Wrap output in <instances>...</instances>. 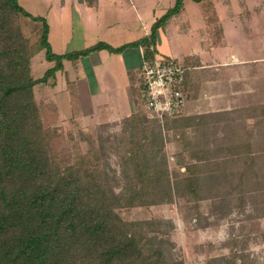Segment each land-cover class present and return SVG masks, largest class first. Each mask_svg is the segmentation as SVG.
Masks as SVG:
<instances>
[{
  "label": "trees",
  "instance_id": "16d2710c",
  "mask_svg": "<svg viewBox=\"0 0 264 264\" xmlns=\"http://www.w3.org/2000/svg\"><path fill=\"white\" fill-rule=\"evenodd\" d=\"M80 1L97 5V0ZM183 2L175 0L150 35L138 42L120 48L99 43L58 56L52 53L44 19L30 16L19 0H0V264H182L164 236L170 223L126 221L120 211L169 204L176 192L223 185H233L231 189L239 195L220 199L222 205L242 208L245 197L240 193L254 186L264 190V143H253V131L237 124L242 120L237 119L238 112L165 116L168 130L189 139L184 148L191 162L173 177L161 120L152 117L145 122L141 117L145 109L142 81L134 93V112L124 118L122 136L114 139L113 146L84 137L77 126L87 149L64 148L59 127L44 121L34 89L63 66L57 63L44 78H34V51L19 17L43 23L41 42L50 61L86 57L102 49L120 53L140 45L146 59L153 60L159 30L180 12ZM257 122L263 123L264 116ZM70 123L77 125L74 119ZM238 129L246 135L239 136ZM194 210L199 213L195 206ZM227 262L222 257L205 264H233Z\"/></svg>",
  "mask_w": 264,
  "mask_h": 264
},
{
  "label": "rangeland",
  "instance_id": "374dc122",
  "mask_svg": "<svg viewBox=\"0 0 264 264\" xmlns=\"http://www.w3.org/2000/svg\"><path fill=\"white\" fill-rule=\"evenodd\" d=\"M129 1L124 0L122 4H117L115 0H101L98 19L102 25L108 22L114 23L115 26L112 30L105 29L107 26L105 28L97 27L94 30H88L87 26L86 31H81L82 28L76 27V30L71 33L73 37L69 38L67 31L63 32L62 36L60 28L57 30L55 28V35L50 37L51 41L48 40L52 53L58 56H63L65 53L64 55L69 56L82 47H91L100 41L110 43L112 48H120L122 47L120 45L136 39L132 30L138 28V34L141 32L142 35L145 30L149 31L158 19H161L174 7L173 0H132V4H129ZM185 1L180 12L170 18H173L174 25H177L178 31L182 33L180 39L172 42L173 53L179 57L181 55L187 57L190 54L193 55V51H202L203 49L200 42L203 33L199 29L201 22L196 20V15L203 14V12L210 15L216 11H223L222 0H204L201 3L203 6L193 0ZM19 4L30 16L44 19L46 24L55 26L53 21L55 22L57 19L56 11L52 10L48 0H19ZM76 14L74 13V15ZM69 18L70 13L68 12L66 19ZM138 18L141 19V23L138 22L137 25ZM122 21L126 24L130 21L129 26L132 30L123 27ZM18 22L34 51L32 73L35 79L44 78L57 63H61L63 69L65 63L67 64L65 72H58L53 77H47V81L40 82L34 89L46 125L59 127L62 132V147L80 148L85 151L88 145L87 141H83L78 134L82 130L84 137L93 138L99 143L104 141L106 147L111 146L115 138L119 139L122 136L124 118L135 109L134 102L129 101L126 90L125 93L122 90L119 91V94L116 93V99L115 94L110 99V96L105 93L100 99L97 96H92L88 100L86 95H78L73 81L78 77L81 82H87L91 93L99 89V82L102 89L116 86L129 87L133 79L141 83V68L129 69L130 71L126 72L123 63H114L113 57H111L118 53L107 49L99 50L102 51L100 56L103 65L98 68H92L88 59L82 62L81 57L50 61L46 57V49L43 48L41 42L43 23L24 16L19 17ZM111 23L109 25H113ZM242 37H244L243 34L238 33L227 38L237 40ZM157 42L163 47L166 45V35L162 31L158 32ZM233 48L238 50L237 46ZM206 54L203 52L201 57L207 59ZM238 54L243 55L241 52ZM79 62H82V67L76 68L80 65ZM231 85L235 87V85ZM63 91L69 92L67 100L55 101L54 98L51 99L53 94ZM103 99L107 100L103 101ZM100 100L103 102H98ZM108 100L121 103L120 115L116 113L118 110L106 111L104 106L98 105L109 104ZM235 105L237 104L235 103ZM182 115L192 116L185 111ZM141 117L145 122L153 119L146 109ZM71 119H74L77 125L70 123ZM240 122L241 120L237 124L241 125ZM161 123L167 165L170 174L175 177L184 172L185 164L191 162L190 156L184 148V144L189 142V139L183 140L168 130L166 120H161ZM69 133H74L71 140L68 139ZM242 134L243 131L239 130V136ZM221 136L222 133L217 138L220 139ZM109 152L111 153V151ZM111 161L114 165L116 164L114 157H111ZM232 187L233 185H223L209 187L194 193L176 192L172 203L150 207H129L121 210L120 215L126 221L164 220V222L170 223L169 227H165L169 233L164 236L172 242L174 258L180 260L182 264H205L211 259L222 257L227 259V263L264 264V190L261 191L258 186H254L251 191L240 193L245 197L244 206L241 205L242 208L237 206L227 208L222 205L223 202L220 199L239 195V192L231 189ZM194 206L199 209V213L194 210Z\"/></svg>",
  "mask_w": 264,
  "mask_h": 264
},
{
  "label": "crops",
  "instance_id": "0c3cea01",
  "mask_svg": "<svg viewBox=\"0 0 264 264\" xmlns=\"http://www.w3.org/2000/svg\"><path fill=\"white\" fill-rule=\"evenodd\" d=\"M48 1L52 10L54 9L56 11L57 17L56 21H53L55 26L52 27V25L49 24V26L47 24L48 40H50L51 36L55 35V28L56 30L60 28L62 36L63 32L67 31L69 33V38H71V36L73 37L71 33L76 30V27L82 28L81 31H86L87 26L88 30H94L97 27L105 28V26H107L105 29L112 30L115 26L114 23L111 22L103 23V25L100 23L98 12L101 6V0H97V5L94 7H90L86 2L80 0ZM123 1L124 0H115L117 4H122ZM173 1L175 4V0ZM184 2L186 3L185 0ZM222 3V12L216 11L214 14L210 15L203 12V14H198L195 17L196 20L201 22L199 29L203 33V38L200 39L203 45L202 51H193V55L190 54L187 57L183 55H181V57L174 55L172 42L180 39L182 33L178 31L177 25H174L172 18L159 30V32L162 31L164 35H166L165 46H167V49L156 41L154 58H174L184 62L185 65L187 64L185 60H189L190 64L186 65L188 68L186 74V88L189 92V99L185 109L186 113H189V115H202L217 112H227L231 114L238 112L241 114L240 118L242 119L240 123L243 124V126H247V131L251 133L250 130H252L254 133L253 143L261 144L264 143V122L258 123L257 118L259 116H264V114L262 115L260 113V111L264 110V0H235L233 2L231 0H222ZM129 4H132V0L129 1ZM68 12L70 13V18L67 20L66 15ZM74 13L77 14L74 15ZM138 22L141 23L140 18H138L137 25ZM109 23L113 25H109ZM122 24H124L123 27H128V30H132L129 26L131 24L130 21H128L127 24L122 21ZM83 27H85V29H83ZM134 27L136 28V26ZM195 31L197 32L198 30ZM132 33L136 39L120 46H126L142 40L150 35L151 29L149 31L145 30L142 35L141 32L138 34V28L137 30H132ZM238 33L243 34L245 38L242 37V39L237 40L227 38L228 36L231 38L233 34ZM99 43L111 46V44L107 42L100 41L97 44ZM97 44L91 47H82L76 52L87 50ZM235 46L238 47V50L233 48ZM141 48L144 50L142 45L127 47L116 56L111 55V57H113L114 63L122 62L126 72L129 69H140L143 60ZM101 52L102 51L99 50L94 51L86 57H81V61L83 62V60L88 59V61L91 62L92 68H98L103 65L100 56ZM203 52L207 53V59L201 57ZM239 52L243 55H239ZM64 54L65 53H63V55ZM81 63L79 62L80 65L76 68H81ZM66 65L65 63L64 69L58 72H65ZM73 82L77 88L78 95L82 96L84 94L88 100H90L92 96H97L100 99L105 93L110 96V99L115 94L116 99V93L119 94L120 90L125 93L126 90V94L131 103L134 102V93L139 85V82L133 79L129 87L116 86L110 87L109 89H102L100 88L99 82V89L91 93L87 82H81L78 77ZM231 84L235 85V87ZM117 87L119 89H115ZM68 94L69 92L67 91L57 92L53 94L51 99L54 98L55 101H65L67 100L66 97L68 98ZM104 100L107 99H103V101ZM103 101L100 100L98 102ZM235 103L237 105H235ZM98 105L104 106L107 109L106 111L118 110L116 113L120 115V102L114 103L110 101L109 104L102 103ZM133 112L134 110H132V113ZM259 131L261 132L259 133ZM243 134L246 135L245 131Z\"/></svg>",
  "mask_w": 264,
  "mask_h": 264
},
{
  "label": "built area",
  "instance_id": "2783aa9c",
  "mask_svg": "<svg viewBox=\"0 0 264 264\" xmlns=\"http://www.w3.org/2000/svg\"><path fill=\"white\" fill-rule=\"evenodd\" d=\"M143 65V101L151 117L163 120L165 116L182 115L186 109L189 92L186 90L184 62L169 57H157L147 60L141 48Z\"/></svg>",
  "mask_w": 264,
  "mask_h": 264
}]
</instances>
